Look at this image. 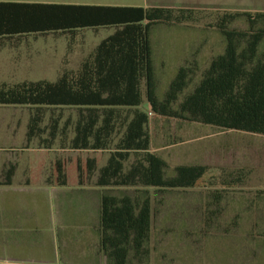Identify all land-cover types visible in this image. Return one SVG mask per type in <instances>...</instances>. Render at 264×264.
Instances as JSON below:
<instances>
[{"label": "trees", "instance_id": "obj_1", "mask_svg": "<svg viewBox=\"0 0 264 264\" xmlns=\"http://www.w3.org/2000/svg\"><path fill=\"white\" fill-rule=\"evenodd\" d=\"M204 12L0 2L1 46L26 36L113 30L84 57L77 70L63 71L53 82L0 83V107L30 111L26 144L35 142V149L46 155L28 162L24 186L33 187L43 180L52 187L152 188L158 194L205 190L208 199L192 211L200 219L197 226L202 233L187 226L168 230L163 217L164 236L183 232L194 239L176 258L184 254L195 257L197 252L199 264H218L234 251L244 257L242 264H264V192L239 204L226 221L228 192L242 184V173L223 179L220 168L178 165L166 176L165 161L151 150L150 119L145 109L158 120L264 136V12H206L212 20L206 25L224 40L222 51L204 67L194 63L179 67L162 96L157 94L152 27L196 24ZM241 17L248 28H230ZM177 143L170 141L171 145ZM15 171V165L2 170L1 185H11ZM179 212L170 221L187 225V211ZM155 218L147 191L101 195L98 244L106 264H151L152 254L158 260L160 250L151 245ZM200 234L201 241L197 239ZM229 239L238 241L233 242V251L222 248ZM163 241H158L159 247L164 248ZM215 244L221 245V250ZM220 257L222 261L215 260ZM162 258L175 261L172 254L163 257L162 253Z\"/></svg>", "mask_w": 264, "mask_h": 264}, {"label": "rangeland", "instance_id": "obj_2", "mask_svg": "<svg viewBox=\"0 0 264 264\" xmlns=\"http://www.w3.org/2000/svg\"><path fill=\"white\" fill-rule=\"evenodd\" d=\"M156 2H172L176 4H196V5H217L221 7H229V11L240 12H264V0H153ZM0 2H24V3H44V4H70L74 2H82L79 0H0ZM101 3L118 4L120 1H97ZM120 4H131L125 1ZM145 1L134 0L132 4L142 6ZM202 11L211 12L213 9H203ZM199 15V21L196 24H190L192 28L186 32L177 31L175 27H166L158 25L152 27L153 36L157 42L163 39H177L181 34L187 36L189 40L194 42V47L191 51L196 50V60L198 66L204 67L208 60L220 53L224 46L223 38L212 28L206 24H211L212 20L207 17L208 13ZM257 28L261 24H256ZM232 29L245 30L248 28L244 18H238L230 26ZM97 38H93L90 33H78L74 37L68 35L48 34L44 36H26L22 39H16L6 42L4 47L0 49V83L5 82L13 84L21 81H37L47 80L55 81L58 74L63 69L76 70L80 62L91 52ZM157 44V43H156ZM158 50V49H156ZM261 51L264 54V42L262 43ZM156 58H159V52L155 53ZM193 56V55H192ZM157 94L162 96L169 80L156 79ZM144 109V106L141 108ZM148 113L149 124L148 134L151 137V150H156V154L161 157L167 168L165 170L166 176H170L173 168L178 165H203L209 167L220 168L223 179H233L237 174L242 173V184L234 188V192H228V215L224 218L226 221L231 219L234 211L238 210L239 204L246 199L252 198L259 191L264 192V136L252 135L242 132L222 131L216 128L202 126L199 124H184L173 120H158L152 118L149 109H145ZM29 110L24 107H0V181L1 171L6 169L8 165H15L16 171L13 178L15 189L6 191L3 194L10 199H33L36 200L39 224L43 226L40 228L41 236L44 235L47 240V247L50 245L49 233L50 228L48 224L56 218L59 220L58 213L62 209H73L78 207V200H83L88 205L90 202L95 203L99 195H119L128 194L133 195L135 191H147L151 198V205L155 214L156 222L153 224V231L151 237V245L155 244L160 250V257L155 258L151 255V264H199V254L195 252L196 256H185L177 259V253H185V245L192 238H186L183 232L170 233L165 236L162 234L163 224L165 218L164 228L182 229L184 226L194 228L196 233H202L197 224L200 219L197 214L192 211L203 206L208 199L205 190H183L168 192L165 194H158L152 188H97L89 185L85 188L75 187H40L36 184L30 192L26 194L20 192L17 188L18 184L22 185L23 174L27 168L28 162L34 161L39 157H46L40 150H37V144L33 142L27 145L25 141V131L28 121ZM173 139L178 141L177 144L171 145L170 141ZM29 147V148H26ZM73 154V153H72ZM74 155V154H73ZM72 155V157H74ZM81 156H85L82 154ZM32 159V160H31ZM30 194V195H28ZM69 195V196H67ZM31 197V198H29ZM68 201V202H66ZM33 202V201H30ZM162 203V204H161ZM59 204V205H58ZM79 208V207H78ZM93 208H89L92 211ZM187 211L186 215L190 218L187 220V225H178L176 222L170 221L174 217V213L179 211ZM180 213V212H179ZM92 215V214H91ZM182 215V214H181ZM154 219V220H155ZM60 221V220H59ZM170 222V223H169ZM198 225V226H197ZM244 228L247 225L243 224ZM56 232V228H55ZM39 236V237H41ZM203 234L198 235L199 241ZM240 236V235H239ZM242 236V235H241ZM204 238V237H203ZM205 239V238H204ZM66 240V242H65ZM73 240V241H72ZM76 239L69 237L64 239L63 244L66 245L69 252L64 264H75L76 259ZM165 243L164 248L159 247L158 241ZM237 240L229 239L226 244H215V248L221 250L235 249ZM209 241L207 240V244ZM204 244V243H202ZM200 245H197L199 248ZM202 247V246H201ZM50 248L46 249V251ZM163 250V252L161 251ZM52 253V252H51ZM163 257L173 256V260H165ZM49 254V251L48 253ZM45 258V257H44ZM49 258V257H48ZM215 260L222 261L221 257ZM244 257L234 251L223 262L218 264H242ZM217 261V262H218ZM93 263V262H91ZM18 264H36L30 262H21ZM54 264H59L54 262ZM98 264V262H96Z\"/></svg>", "mask_w": 264, "mask_h": 264}, {"label": "crops", "instance_id": "obj_3", "mask_svg": "<svg viewBox=\"0 0 264 264\" xmlns=\"http://www.w3.org/2000/svg\"><path fill=\"white\" fill-rule=\"evenodd\" d=\"M82 2H74L66 5H87V6H111V7H163L174 9H213V10H227L229 7H221L217 5H196L192 3L188 4H176L172 2H156L153 0H142L145 3L142 6L132 4L134 0H79ZM97 1H120L118 4L101 3ZM125 1L131 4H120ZM240 12V11H238ZM263 12V11H262ZM167 27V26H166ZM180 32H186L192 28L190 25L173 26ZM153 29V28H152ZM150 32L151 42V58L154 72V78L165 79L169 82L174 78L177 69L185 64L194 63L197 61L190 60L196 56V50L191 51L194 47V42L189 40L187 36L180 35L177 39H163L157 42L153 36V31ZM113 32L112 29H99L84 30L74 33V37L78 33H90L93 38H97V43L93 47L109 36ZM157 43V44H156ZM0 45V49H2ZM158 49V50H156ZM159 52V58H156L155 53ZM90 53V52H89ZM87 53V55L89 54ZM86 55V56H87ZM193 55V56H192ZM85 56V57H86ZM196 58V57H195ZM84 59V58H83ZM81 63V62H80ZM78 69V68H77ZM76 69V70H77ZM72 69H63V71H71ZM74 71V70H72ZM60 72V73H61ZM59 73V74H60ZM58 74V75H59ZM58 77V76H57ZM156 153V150H152ZM158 155V154H157ZM1 182V181H0ZM40 187L43 186L41 183ZM45 185V184H44ZM34 187V186H33ZM32 186H24L23 184L17 186L18 190L23 193L30 192L33 189ZM52 187V186H43ZM88 187V186H87ZM35 188V187H34ZM85 188V187H75ZM12 190L14 192L15 186L12 180V184L9 186L1 185L0 183V264H18L21 262H30L36 264H64L68 257L67 252L70 251L63 244L62 241L71 237L76 239V259L75 264H106L105 257L99 251V236H98V213L100 207V197L95 200V203L90 202L86 205L83 200H78V207L74 206L73 209H62L61 216L58 213L59 220L56 218L48 224L50 228V246L47 247V240L44 235L41 236L40 228H43L39 224L38 211L36 200L25 199H10L3 193ZM81 190V189H78ZM30 195V194H28ZM69 196V195H67ZM117 196V195H114ZM31 198V197H29ZM33 201V202H30ZM68 202V201H66ZM59 205V204H58ZM89 208H93L89 211ZM92 214V215H91ZM56 228V232H55ZM41 236V237H39ZM73 241V240H72ZM66 242V240H65ZM50 248L49 254L46 249ZM52 252V253H51ZM45 257V258H44ZM49 257V258H48ZM93 262V263H91ZM66 264V263H65Z\"/></svg>", "mask_w": 264, "mask_h": 264}]
</instances>
